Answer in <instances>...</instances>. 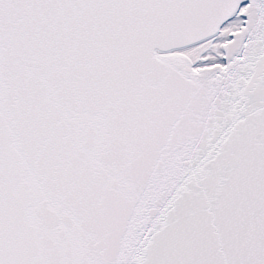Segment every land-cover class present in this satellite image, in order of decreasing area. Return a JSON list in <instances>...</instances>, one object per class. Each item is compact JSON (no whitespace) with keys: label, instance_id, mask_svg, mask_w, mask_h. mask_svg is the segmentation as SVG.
<instances>
[{"label":"snow or ice","instance_id":"snow-or-ice-1","mask_svg":"<svg viewBox=\"0 0 264 264\" xmlns=\"http://www.w3.org/2000/svg\"><path fill=\"white\" fill-rule=\"evenodd\" d=\"M0 264H264V0H0Z\"/></svg>","mask_w":264,"mask_h":264}]
</instances>
